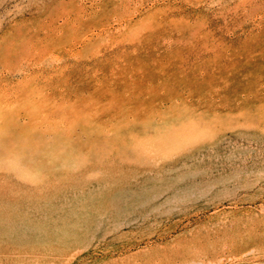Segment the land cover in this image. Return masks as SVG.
Returning a JSON list of instances; mask_svg holds the SVG:
<instances>
[{"label":"rangeland","instance_id":"374dc122","mask_svg":"<svg viewBox=\"0 0 264 264\" xmlns=\"http://www.w3.org/2000/svg\"><path fill=\"white\" fill-rule=\"evenodd\" d=\"M0 264H264V0H0Z\"/></svg>","mask_w":264,"mask_h":264},{"label":"bare ground","instance_id":"6f19581e","mask_svg":"<svg viewBox=\"0 0 264 264\" xmlns=\"http://www.w3.org/2000/svg\"><path fill=\"white\" fill-rule=\"evenodd\" d=\"M184 127H185V126H184ZM194 129H195V128H194ZM178 131H179V130H178ZM191 131H192V130H191ZM195 133H196V130H195ZM171 134H173V133H171ZM171 134H170V135H171ZM174 134H175V133H174ZM168 136H169V135H168ZM177 136H178V135H177ZM184 136H185V135H184ZM166 138H167V137H166ZM168 138H169V137H168ZM168 138H167V139H168ZM175 138H176V137H175ZM179 138H181V137H180V134H179ZM170 139H171V138H170ZM167 141H168V140H167ZM169 141H170V140H169ZM167 143H168V142H167Z\"/></svg>","mask_w":264,"mask_h":264}]
</instances>
